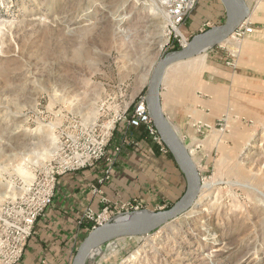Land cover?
I'll return each instance as SVG.
<instances>
[{
    "label": "rangeland",
    "instance_id": "374dc122",
    "mask_svg": "<svg viewBox=\"0 0 264 264\" xmlns=\"http://www.w3.org/2000/svg\"><path fill=\"white\" fill-rule=\"evenodd\" d=\"M244 2L251 14L238 41L179 66L196 88L210 61L235 73L250 42L262 45L264 88V0ZM176 32L157 0H0V239L14 205L80 128L110 122L145 94ZM259 97L235 98L241 110L206 129L204 150L192 146L202 181L188 211L148 235L100 246L85 264H264V91Z\"/></svg>",
    "mask_w": 264,
    "mask_h": 264
},
{
    "label": "crops",
    "instance_id": "0c3cea01",
    "mask_svg": "<svg viewBox=\"0 0 264 264\" xmlns=\"http://www.w3.org/2000/svg\"><path fill=\"white\" fill-rule=\"evenodd\" d=\"M226 17L220 0H199L183 24V32L194 36L222 25ZM206 23L210 27H204ZM250 44L244 48L248 53H243L248 59L235 73L223 63L210 61V70L202 75L208 78L197 88L193 80L184 77L185 73L179 67L182 63L170 66L163 75L160 88L162 112L174 134L188 149L194 165L197 162L192 155L195 153L192 146L199 142L203 144L199 150H204L210 141L206 129L223 116L228 122L235 109L241 107L236 103L243 105L235 102V98L246 100V104L260 102V93L264 91L260 80L263 67L257 48L262 45ZM133 130L136 129L128 128L124 123L117 124L108 153L112 147L122 144L123 137L127 138V143L122 145L110 177L99 186L100 194L93 193L91 187L103 175L106 167L103 162L58 177L52 204L37 219L18 264H70L74 248L83 236L78 231L77 220L88 207L99 211L103 206L102 197L111 206L136 199L145 208H162L182 197L187 182L175 160L167 153H161L147 138L139 139Z\"/></svg>",
    "mask_w": 264,
    "mask_h": 264
},
{
    "label": "built area",
    "instance_id": "2783aa9c",
    "mask_svg": "<svg viewBox=\"0 0 264 264\" xmlns=\"http://www.w3.org/2000/svg\"><path fill=\"white\" fill-rule=\"evenodd\" d=\"M157 1L164 11L166 20L173 30L177 31L174 35V42L179 48L185 47L188 42L179 32V29L189 18L199 0ZM204 27H210L209 23H206ZM242 27L243 24L229 38L238 41L242 35ZM118 123H124L128 128L143 127L151 142L158 147L159 151L164 154L168 152L148 114L145 94L137 96L130 107H126L110 122L81 127L79 135L71 141L69 146L62 148L58 159H54V163L50 166L46 176L38 180L35 187L28 189L14 205L12 216L6 223L5 238L0 239V264H18L20 262L37 219L42 217L52 204L58 177L91 168L103 162L106 166L103 175L97 180L96 185L91 187L93 193H101L99 186L110 177L121 152V147L127 143V138L123 137L122 144L112 147L111 152L108 153ZM100 201L103 206L99 211L88 207L77 220L78 231L83 235L114 221L123 213H129V210L138 211L139 207L142 206L136 199L113 206L109 205L104 197Z\"/></svg>",
    "mask_w": 264,
    "mask_h": 264
},
{
    "label": "water",
    "instance_id": "95a60500",
    "mask_svg": "<svg viewBox=\"0 0 264 264\" xmlns=\"http://www.w3.org/2000/svg\"><path fill=\"white\" fill-rule=\"evenodd\" d=\"M220 1L227 15L225 22L194 35L185 47L163 55L154 66L145 88L147 111L153 125L161 142L185 175L187 185L184 194L165 210L147 211L145 217L133 221L114 220L92 230L79 243L70 264H85L95 250L109 242L148 235L184 214L194 204L201 188V175L162 112L160 88L163 75L170 66L189 60L226 41L249 18L251 10L244 0Z\"/></svg>",
    "mask_w": 264,
    "mask_h": 264
},
{
    "label": "bare ground",
    "instance_id": "6f19581e",
    "mask_svg": "<svg viewBox=\"0 0 264 264\" xmlns=\"http://www.w3.org/2000/svg\"><path fill=\"white\" fill-rule=\"evenodd\" d=\"M180 63H183V62H180ZM180 63H177V64H180ZM197 63H200L201 64L202 61L196 62L195 64H197ZM177 64H175V65H177ZM192 66L195 67L194 64ZM204 186H206V185H202V187H204ZM147 214H148L147 211H140V212L128 213V214H125V215L118 216L115 220L118 221V222L133 221V220L141 219V218L145 217ZM159 249L160 248H156L155 249V252L158 253L159 252L158 251Z\"/></svg>",
    "mask_w": 264,
    "mask_h": 264
},
{
    "label": "trees",
    "instance_id": "16d2710c",
    "mask_svg": "<svg viewBox=\"0 0 264 264\" xmlns=\"http://www.w3.org/2000/svg\"><path fill=\"white\" fill-rule=\"evenodd\" d=\"M180 48L177 46V44L176 43H173V45L170 47V50L169 51H176V50H179ZM143 93H145V91H143ZM136 130L134 131L133 130V132L135 133L136 132V134L139 136L138 138L140 139V138H147L148 139V141L149 142H151V139H149V137H148V134H147V132L145 131V129L143 128V127H139V128H135ZM157 147V146H156ZM167 154L172 158V156H171V154L169 153V152H167ZM84 236L85 235H83L82 237H81V240H80V242L82 241V238H84ZM79 245V244H78Z\"/></svg>",
    "mask_w": 264,
    "mask_h": 264
}]
</instances>
